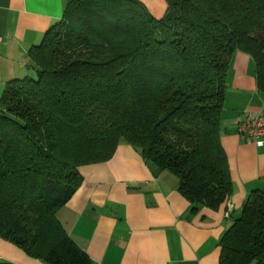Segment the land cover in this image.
Wrapping results in <instances>:
<instances>
[{
    "label": "trees",
    "instance_id": "1",
    "mask_svg": "<svg viewBox=\"0 0 264 264\" xmlns=\"http://www.w3.org/2000/svg\"><path fill=\"white\" fill-rule=\"evenodd\" d=\"M165 1L156 19L138 0H68L29 50L28 74L6 84L0 238L27 256L91 264L58 211L82 184L79 167L108 161L122 143L176 178L190 212L230 199L226 79L244 52L264 96V0ZM220 249L219 264H264V192L248 195Z\"/></svg>",
    "mask_w": 264,
    "mask_h": 264
},
{
    "label": "crops",
    "instance_id": "2",
    "mask_svg": "<svg viewBox=\"0 0 264 264\" xmlns=\"http://www.w3.org/2000/svg\"><path fill=\"white\" fill-rule=\"evenodd\" d=\"M68 0H0V99L6 84L28 74L29 50L58 23ZM156 19L165 0H138ZM264 116L252 57L236 51L226 79L221 144L233 193L217 210L190 212L169 173L155 174L141 153L122 143L106 162L79 167L82 184L58 217L91 264H219L220 239L248 195L264 192V146L240 136L238 122ZM232 205L228 217L227 204ZM0 263L46 264L0 238Z\"/></svg>",
    "mask_w": 264,
    "mask_h": 264
},
{
    "label": "built area",
    "instance_id": "3",
    "mask_svg": "<svg viewBox=\"0 0 264 264\" xmlns=\"http://www.w3.org/2000/svg\"><path fill=\"white\" fill-rule=\"evenodd\" d=\"M1 42L2 37L0 36V43ZM238 131L240 136L249 143H254L258 147L264 146V116H257L239 121ZM227 208L228 210L224 214L226 217L229 216L232 205L228 203Z\"/></svg>",
    "mask_w": 264,
    "mask_h": 264
}]
</instances>
